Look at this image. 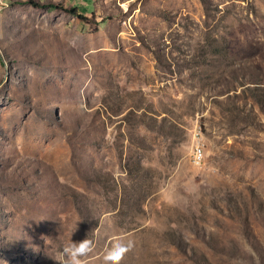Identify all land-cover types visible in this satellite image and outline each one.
<instances>
[{
	"label": "rangeland",
	"instance_id": "obj_1",
	"mask_svg": "<svg viewBox=\"0 0 264 264\" xmlns=\"http://www.w3.org/2000/svg\"><path fill=\"white\" fill-rule=\"evenodd\" d=\"M88 236L264 264V0H0V264Z\"/></svg>",
	"mask_w": 264,
	"mask_h": 264
},
{
	"label": "clouds",
	"instance_id": "obj_2",
	"mask_svg": "<svg viewBox=\"0 0 264 264\" xmlns=\"http://www.w3.org/2000/svg\"><path fill=\"white\" fill-rule=\"evenodd\" d=\"M134 242L124 237H114L111 245L104 250L103 264H122L126 255L132 251ZM96 251V241L89 236L82 241H67L60 250V264H89Z\"/></svg>",
	"mask_w": 264,
	"mask_h": 264
},
{
	"label": "trees",
	"instance_id": "obj_3",
	"mask_svg": "<svg viewBox=\"0 0 264 264\" xmlns=\"http://www.w3.org/2000/svg\"><path fill=\"white\" fill-rule=\"evenodd\" d=\"M31 3L34 4L35 6H38V7H41V6L42 7H48V6H50V7H58L60 9L65 10L66 12L73 13V14H75L77 16H80L81 18H84L83 13H81V11L79 10L78 7H66L64 5H60V4L57 5V4H52V3L47 5L45 3L38 2V1H31Z\"/></svg>",
	"mask_w": 264,
	"mask_h": 264
},
{
	"label": "built area",
	"instance_id": "obj_4",
	"mask_svg": "<svg viewBox=\"0 0 264 264\" xmlns=\"http://www.w3.org/2000/svg\"><path fill=\"white\" fill-rule=\"evenodd\" d=\"M204 156V148L202 145H197L196 151H195V160L197 162H201Z\"/></svg>",
	"mask_w": 264,
	"mask_h": 264
}]
</instances>
